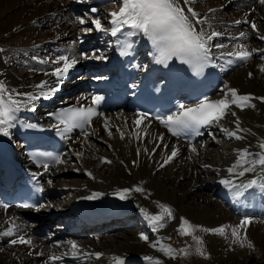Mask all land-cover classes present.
<instances>
[{
  "label": "bare ground",
  "instance_id": "obj_1",
  "mask_svg": "<svg viewBox=\"0 0 264 264\" xmlns=\"http://www.w3.org/2000/svg\"><path fill=\"white\" fill-rule=\"evenodd\" d=\"M64 1L0 0V49L3 50L0 51V81L5 82L8 88L20 93L36 94L40 90L34 86L41 81L47 80L54 84L55 78L43 73L55 67L51 61L60 55L75 56L79 60L75 67L84 65L85 70L88 69L89 72L97 71V74L103 75L107 73L112 52L117 46L116 39H111L113 37L105 32L95 30L93 39L87 34L80 35L82 30L80 33L75 31L73 22L69 21L70 13L66 11L68 7L64 8ZM69 1L71 9L75 11L85 6V3L80 4V0ZM120 4L121 0H118V4L113 9H106L107 27L110 26L111 20L109 14L118 12ZM189 6L199 13L204 21L198 25V28L208 34L212 31L222 33L213 39L212 44H222L224 47L211 49V63L220 66L224 76V85L220 89V94L217 93L214 98L217 100L224 98V93L228 89H236L238 94L252 97L250 104L255 107H246L241 110L233 105L231 111L236 113L235 116L229 114L219 124L209 126L208 130L220 139V145L212 141L217 144L216 149H210L204 143L196 146V142L185 144L171 139L159 122L149 123V120H145L137 128L133 123L137 116L131 115L124 109L96 116L91 126L85 129L90 135L85 137L81 132L72 137L61 156L64 163L49 168L48 176L43 179L48 199H54V196L66 187L60 183L56 184V179L64 177L71 171L69 164L76 158L79 161L77 166H80L74 165V167L86 177V180L80 179L82 183L73 181L74 183L69 184L75 185L73 187L78 189H74L75 195L70 202L65 203L60 200L54 203V207L50 203L39 211L0 208V232L7 228L5 221L9 218H13L19 228L13 237L0 235V264H45L49 256L67 252L70 248L67 243L69 241L75 242L81 253L104 254L99 260L94 258L95 261L90 264H113L112 257H118L122 264H149L144 260L146 256L159 259L161 264H181L180 262L183 264H238V259L253 260L254 253L257 252L264 258V191L257 188L248 189L242 196L237 197L234 195V190L230 191L220 183L221 179L231 178L227 169L234 163L238 150L248 149L249 152H259L258 145L264 142V101L259 99L264 97V71L260 70L264 67V39L260 38L264 36V0H192ZM93 8H95L93 5L89 6L88 11L92 12ZM237 20L242 23L236 24ZM252 23L256 24V30L252 29ZM41 27L44 28L43 32L37 30ZM240 33H244V36L241 37ZM93 40H97L96 43ZM99 41L102 44L98 45ZM91 43L96 45L97 49L94 51L104 56L96 60L83 59L80 56L81 53H85L81 50L82 46ZM241 45L244 50H256L244 64L227 55L229 52L238 50V46ZM105 48L108 50L106 55ZM27 52L28 55L25 54ZM32 52L39 54L29 58ZM18 53L27 55L23 56V60H20L21 66L18 67L23 71L22 74L14 73L16 70L13 72L7 67L9 61ZM41 61H48V63H41ZM229 61L234 62L229 63ZM98 77L92 78L84 74L74 81L77 85L70 88V91L82 87L85 82H88V89L96 88ZM88 94H90L88 90L73 95H65L60 91L53 94L51 99L41 97L31 102L29 107L34 108L40 118L43 116V110L66 100L83 101L85 99L81 97H87ZM34 111L21 110L18 114ZM237 120L241 129L248 130L238 133L243 137L240 140L229 138L221 131L222 127L230 131L235 130ZM105 122L108 125L107 130ZM134 130L139 134V138L133 134ZM109 132L112 134L109 135ZM121 132L124 134L123 139H121ZM161 134H163L162 141L159 139ZM102 145L107 146L108 155L101 153L104 152ZM173 147L178 150V155L170 163L164 164V160L171 154ZM192 148L196 151L193 152ZM77 152L82 153L79 158L74 154ZM101 158L111 163H101ZM83 159H88L90 162L84 164ZM86 173H91V176ZM255 175V173H247L244 177L237 178L235 182H246ZM211 185L214 186V190H217L218 193L215 196L222 199L223 205L217 203L216 198L206 192V187L212 188ZM135 187H141L144 191H130L127 199L124 200L117 195V192L122 189ZM95 193H99L96 198L84 199ZM158 204L167 205L172 210L173 218L169 220L166 217L162 221L165 227L153 232L152 225L145 219L141 209H145L149 214H159L161 209L157 206ZM51 214L54 215V219L66 222V232L63 228L48 232L47 217ZM103 217L110 218L104 220ZM181 217L192 225H200L207 229L222 225L235 226L244 217H249L252 223L247 227V238L253 247L249 248L247 245L240 247L239 244H234L230 230L225 236L196 231L193 235L202 239L203 243L200 247L206 256L196 253L197 245L191 235L182 239L178 237L177 248L186 249L188 252L187 255L182 256L180 252H176L175 247ZM79 218L86 220V224L85 222L82 224L83 228L91 226L90 229L94 230L106 228L112 224H129L130 220L136 218L140 221V227L144 232L123 234V231L108 242L97 240L95 235L99 233L95 231H90L93 232V236L82 242L72 240L73 237L65 238L69 225ZM96 219L99 223L92 225ZM35 228L43 231L38 237L29 235L30 230ZM146 231L149 232L147 235L144 234ZM141 234L147 236L148 240H141ZM15 235L30 237L32 244H10L9 241L15 238ZM158 240L160 244L171 246L175 250L174 259L161 253L159 244L156 247L150 246ZM193 253L196 254L191 259ZM88 259L81 258L78 261L69 255L62 264L84 262L87 264ZM191 260H193L192 263ZM262 262L264 264V260Z\"/></svg>",
  "mask_w": 264,
  "mask_h": 264
},
{
  "label": "snow or ice",
  "instance_id": "obj_2",
  "mask_svg": "<svg viewBox=\"0 0 264 264\" xmlns=\"http://www.w3.org/2000/svg\"><path fill=\"white\" fill-rule=\"evenodd\" d=\"M192 0H121V4L118 12H112L109 15L111 20L109 21V27H105L99 18H93L91 23L93 28L87 29V31H102L111 37L116 38L115 43L119 45L123 50L121 55H128V49L133 47V43L127 38L141 36L145 39L153 49L150 55L154 56V62L167 67L170 62H179L182 65H187L192 70L194 75H200L203 73L205 67L209 66L212 61L211 49L213 47L220 49L223 48L222 44H212L215 37L222 35L217 31H212L210 34L206 33L203 29L198 28V25L204 21L200 18V14L197 13L190 3ZM94 13L97 10L91 9ZM211 11V10H210ZM81 24L86 23L84 19H80ZM236 24L242 23V21H235ZM251 27L256 30V24L252 23ZM243 37L244 33H240ZM123 37L124 39H121ZM264 39V36L260 37ZM0 51H3L0 49ZM256 50L251 51L244 50L243 46H238V50L227 53L228 56L234 57L235 60L247 61L249 60ZM80 56L83 59H91L100 57H90L85 53H81ZM234 61H229L232 63ZM41 63H48V61H41ZM79 63V60L75 56L60 55L56 59L51 61V64L55 65L51 71H46L43 74L55 78V83L51 81H41L40 84L35 85L36 89L40 91L36 94L33 93H20L15 89L8 88L5 82L0 81V136H10V129L15 127V121L17 120V113L21 110L34 111L35 109L29 107L31 102L40 99L41 97L51 99L52 95L60 91V87L69 77L71 70ZM264 71V67L260 69ZM251 75V73L249 74ZM52 85V86H50ZM47 89V91H44ZM230 95V99H229ZM23 97V99H21ZM81 99H87L81 97ZM103 97L92 96L91 102L88 106L81 104L79 106H70L64 109L57 110L55 113H49V116L55 118L58 122L56 127L60 129L62 134L72 133L73 130L79 129L82 134L87 137L90 135L85 129L91 126V122L94 117L102 115L98 113L96 106L99 105ZM252 97L249 95H240L236 89H228L224 93V98L219 100H209L207 97L200 99L195 105L179 104L175 111L170 112L167 115L157 114L151 119L157 120L164 128L167 129L172 136H192L200 135L202 128L209 127L214 124H219L227 115L231 114L235 116L236 113L231 111V107L234 105L237 108L243 110L246 107H255L250 104ZM264 101V97L259 98ZM148 113H138L137 119L133 122L137 128L141 124L148 120ZM149 123L151 121L149 120ZM237 127L235 130H229L227 128H221V131L229 138H235L237 140L243 139L238 133L242 131H248L239 127V121H235ZM62 126V128L60 127ZM29 127H36V125H29ZM108 125L105 122V129ZM119 131V129L117 130ZM112 133L109 132V135ZM133 134H139L133 131ZM124 138L123 132H121V139ZM159 139L163 140V134ZM159 146V145H158ZM167 147V145H165ZM259 152H249L248 149L238 150L236 159L232 166L227 169L229 177L221 179L220 183L228 188L230 191L234 190V195L239 197L248 189L257 188L264 191V142L258 145ZM193 152L195 148L191 149ZM155 151V149H153ZM78 158L82 153H74ZM139 154V150H138ZM178 155V150L173 147L171 154L164 160V164L170 163ZM49 162H40V166L43 167L45 173L49 171L50 163L54 166L64 163L60 155L47 157ZM101 163H111L104 158H101ZM163 167V165H161ZM204 167H209L204 165ZM259 168V172H257ZM239 169V171H238ZM247 173H255L256 175L248 179L243 183H236V179L244 177ZM91 176V173H86ZM51 183V181H49ZM42 190V189H40ZM130 191L143 192L141 187H135L134 189H122L117 192V195L121 200L127 199ZM99 193L93 194V196L84 197V199H94ZM161 212L159 214H149L145 209H141L145 219L150 225H152V231L155 232L158 228H164L165 224L162 222L167 219L173 218L172 210L167 205H157ZM7 209L8 205H2ZM19 207L22 208H34L36 211L44 208L45 205L39 206L23 203ZM7 228L0 232L2 236L13 237L15 232L19 231L18 226L15 224L13 218H9L5 221ZM252 223L251 218L244 217L240 220V223L235 226L222 225L217 228L207 229L200 225H192L183 217L180 218V224L177 228V232L180 235H191L193 241L197 247L196 253L202 256H206L203 251V241L199 236L193 235L196 231H202L205 233L211 232L220 236H225L227 231L230 230L232 242L239 244L240 247H253L251 241L247 238V227ZM243 231V235H242ZM141 240H148V237L141 234ZM10 244L16 245H31V238H26L24 235H15V238L9 241ZM70 248L67 252L60 255H51L45 264H62V261L70 255L74 260H81V258H95L101 259L104 254L100 252L95 253H81L78 245L75 242H67ZM159 244V251L166 256L175 258V250L171 246H165L160 244L159 240L155 244L150 246L156 247ZM59 247V245H57ZM181 253L187 255L186 249H181ZM31 254V253H30ZM40 255V253H37ZM113 264H122V261L118 257H112ZM144 260L149 264H161L159 259L146 256Z\"/></svg>",
  "mask_w": 264,
  "mask_h": 264
},
{
  "label": "rangeland",
  "instance_id": "obj_3",
  "mask_svg": "<svg viewBox=\"0 0 264 264\" xmlns=\"http://www.w3.org/2000/svg\"><path fill=\"white\" fill-rule=\"evenodd\" d=\"M83 1L84 0H82L81 1V3H83ZM97 0H94V2H96ZM65 2V7L64 8H67V10L66 11H68L70 14L68 15V18H69V21L70 22H73V25L75 26V31L77 30V32L78 33H80V30H82V33H80V34H87V36H89L91 39H93V33H94V30L93 31H87V29H90V28H93V25H92V23H91V20L93 19V18H99L101 21H102V24L103 25H105L106 24V22H105V11H106V9H113L115 6H116V4H118V0H100L99 1V3L97 4V5H93L94 4V2H93V0H87V5L88 6H92L93 5V7H95V9L97 10L96 12H94V13H92V12H90V11H88L87 9H84V8H82V9H79V10H77V11H75V10H73V9H71L72 7H71V5H70V1L69 0H65L64 1ZM98 7V8H97ZM204 12V11H203ZM80 19H84L85 21H86V23H84V24H81L79 21H80ZM38 31H40L41 30V32H43V30H44V28L43 27H41V28H38L37 29ZM93 41H95L94 43H96V41L97 40H93ZM93 43H91V45H92ZM98 45L99 44H102L100 41L97 43ZM89 49V48H88ZM87 48H86V50H88ZM91 49H94V46L91 48L90 47V50ZM96 49V48H95ZM36 51H40V49L38 50V49H36ZM89 51V50H88ZM24 51H22V53H23ZM21 54V53H20ZM19 53L18 54H16V57L15 58H13L11 61H9V65L7 64V67L11 70L12 69V71L14 72L15 70V72L14 73H20V74H22V72L23 71H21V69H19L18 67L19 66H21L20 64H21V59L23 60V56H27L28 55V52L27 53H25V54H27V55H20ZM39 53H30V57L29 58H32L33 56H35V55H38ZM99 55H101V54H99ZM91 56H95V57H99L98 56V53H96V52H93L92 54H91ZM101 56H103V55H101ZM94 59H96V58H94ZM23 62V61H22ZM84 66H81L80 68H79V71H77L76 73H74V75L75 76H80V75H82V74H84L85 73V71H84ZM218 94H220V93H218ZM207 137H204L203 139H201V142H200V144L204 141V139H206ZM227 143V142H226ZM220 145V144H219ZM106 145H102L101 147H103L102 149L104 150V152H101L102 154H105V155H108V152H107V146L105 147ZM208 147L210 148V149H216V147H215V145H214V143L213 144H209L208 145ZM216 151V150H215ZM76 161V162H75ZM78 160H76V158L73 160V161H71V163L69 164L70 166H71V171H69V172H67L66 174H65V176L64 177H62V178H58V179H56V181H55V183L56 184H58V183H60L61 185H64V187H65V189L63 190V191H61L57 196H55V198L51 201V203L52 202H59L60 200L62 201L63 200V202H65V203H68L71 199H72V197L75 195V193H74V187L73 186H75V185H69V184H72V183H74V182H81V180H86V177L85 176H83L80 172H79V170H77V168L75 169V167H79L80 165H78L77 166V163L79 162H77ZM88 162H90V160H86V159H83V163L84 164H87ZM75 163V164H74ZM74 165H76L75 167H74ZM108 166V165H107ZM81 179V180H80ZM57 181H59V182H57ZM74 181V182H73ZM82 183V182H81ZM78 183H76V185H77ZM79 185V184H78ZM80 186H81V184H80ZM207 186H209L208 184H207ZM211 187L212 188H208L207 189V187H206V192L208 193V194H211L212 195V197H214V198H216V202L217 203H219L220 205H223V204H221L222 203V199L220 198V197H217V196H215V194H217L218 192H217V190L215 189L214 190V186L213 185H211ZM75 190H78V189H75ZM215 192V193H214ZM220 200V201H218V200ZM62 202V203H63ZM55 203V204H56ZM61 203V204H62ZM49 208H50V206H49ZM58 227H61V225H60V221H54V220H52L51 222H50V224L48 225V231H54V230H56V228H58ZM52 228V229H51ZM55 228V229H54ZM125 228L127 229V230H130V231H125L124 229H122V228H120V229H116V228H110V229H107V230H105V231H103V232H101V233H99V234H97V235H95V237H96V239L97 240H105V242H108V241H110V240H112V238H116L115 236H119V234L120 233H122V231L124 230V233L123 234H131V233H136V232H138V233H142V232H144V231H140V227L138 226V223L137 222H135V223H133V225H131V228H129V225H128V227L127 226H125ZM136 231V232H135ZM149 232L148 231H146L144 234H148ZM137 234V233H136ZM93 236V233L92 232H88L87 234H85V235H83V236H79V237H73V239H75L77 242H82V241H84L85 239H90L89 238V236ZM90 236V237H91ZM190 236V235H189ZM178 237H181V239L182 238H185V237H187V236H184V235H180V234H178L177 235V237H176V239H175V241L177 242V246H175L176 247V252H180V250L181 249H179V248H177L178 246H179V243H178ZM100 238V239H99ZM104 238V239H103ZM181 253V252H180ZM26 254H28L27 252H26ZM195 254L196 253H193L192 255H191V259L195 256ZM257 254V255H256ZM181 255L183 256V253H181ZM181 256V257H182ZM132 257V256H131ZM187 256H185V258H186ZM68 258H69V256H68ZM87 260V259H86ZM93 260V261H92ZM264 260V258H263V256L262 255H260V253L259 252H257V253H254V259L253 260H244V259H238V264H263V261ZM95 261V259L93 258H89L88 259V262L89 263H87V264H90V263H92V262H94ZM192 261L193 260H191V263H192ZM69 262V261H68ZM67 262V263H68ZM75 263V262H74ZM181 264H183L182 262H180ZM82 264H86V262H84V263H82Z\"/></svg>",
  "mask_w": 264,
  "mask_h": 264
}]
</instances>
